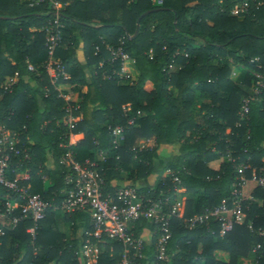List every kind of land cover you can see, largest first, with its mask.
<instances>
[{
	"label": "trees",
	"instance_id": "1",
	"mask_svg": "<svg viewBox=\"0 0 264 264\" xmlns=\"http://www.w3.org/2000/svg\"><path fill=\"white\" fill-rule=\"evenodd\" d=\"M57 1L61 35L53 63L60 62L66 76L52 84L44 68V27L56 8L48 0H0V125L18 138L23 151L11 157V168H27L31 191L58 206L69 170L65 152L82 162L96 160L102 150L107 155L99 162L103 192L122 186L151 189L154 195L160 189L174 194V185L184 189L174 195L181 217L171 218L168 264H243L245 258L248 264H264V236L257 233L264 227V188L255 186L250 198L240 200L244 220L224 235L210 232L217 228L214 220L193 228L182 220L229 197L239 165L249 166L247 177L264 174V83L253 91L254 72L264 66V4L246 0L248 11L233 14L245 0ZM140 15L139 30L130 37ZM120 39L129 55L128 75L105 78L102 72L111 69L106 45ZM70 93L76 94L72 101L64 98ZM245 96L251 101L242 116ZM115 123L124 125V141L112 148L107 125ZM72 133L83 137L71 142ZM138 138H152L154 145L140 147ZM165 146L172 147L171 158L151 184L138 185L154 174ZM47 153L52 169L45 165ZM8 194L0 185V213ZM53 212L52 206L47 209L33 240L26 230L30 218L12 227L0 223V264H87L79 252L88 212L62 211L73 223L68 238L54 226ZM9 214L19 215V207ZM146 229L153 236L140 261L152 264L155 225L139 217L129 226L143 239ZM121 250L120 242L105 239L90 264H118Z\"/></svg>",
	"mask_w": 264,
	"mask_h": 264
},
{
	"label": "built area",
	"instance_id": "2",
	"mask_svg": "<svg viewBox=\"0 0 264 264\" xmlns=\"http://www.w3.org/2000/svg\"><path fill=\"white\" fill-rule=\"evenodd\" d=\"M56 8L55 16L47 22L44 27L46 30L45 48L47 59L44 62V68L48 74L50 82L54 84L60 77H65L64 66L60 63H53V54L60 41V27L58 14V1L48 0ZM161 2V0H155ZM264 4V0H257L256 5ZM249 2L243 1L232 8L233 14L244 13L248 11ZM110 56L108 58L111 69L104 70L102 76L111 78L118 75L126 78L125 63L129 58L124 48L123 39L115 45H106ZM96 49L98 47L96 46ZM103 62H100L102 65ZM118 63V67H116ZM116 64V65H115ZM32 69V65L28 66ZM262 72L255 71L256 77L254 93H257L258 87L264 83V66ZM3 86L7 89V86ZM251 96L243 97L241 101L240 114L246 116L248 113ZM126 111V109L124 108ZM67 124L69 127L74 125V117L67 108ZM133 118L127 119V124H132ZM124 125L115 123L108 124L107 130L111 135L112 148L119 147L124 141ZM18 138L11 134L6 128L0 125V185L8 192V199L4 201L5 212L1 213L6 218L2 225L14 226L18 220L30 218L32 225L26 230L35 238L36 231L49 207L60 209L63 212L71 213L74 211H86L89 214V228L82 232V242L80 246V256L87 264L96 261L99 253V243L105 239L118 241L122 244L118 264H142L141 259L144 257L145 240L142 237H135L129 231L130 223L139 217H144L156 227V239L154 243V257L152 264H168L172 253L169 251L168 241L172 234L171 218L181 217V208L177 199L174 197L179 187L174 185V194L169 190L160 189L157 195L153 190L148 189L140 192L135 186H122L116 188L113 192H103V169L99 162H104L107 155L104 151H97V159L91 160L86 158L82 162L74 159L71 151L65 152L63 161L69 167L65 175L66 189L63 198L58 206H55L49 200L43 198L38 193L31 191L28 181L29 170H17L11 168V157L18 156L23 151L17 147ZM27 157V155H23ZM230 161L235 158L227 155ZM17 167V166H15ZM249 166L239 165L240 175L236 182L232 184L229 197L222 198L221 201L206 209L203 213L194 214L190 217L182 218L185 227L193 228L198 224L208 225L210 220H214L218 225L217 228H209L212 234L224 235L233 228L235 223H242L245 217L241 210L240 200L250 198L251 193L244 195L243 188L253 181L255 186L264 188V174L247 177L244 172ZM172 180L176 183L178 177L173 175ZM12 198V201L10 200ZM19 207V215H10L9 212ZM251 227V225H249ZM0 233L3 229L0 228ZM257 233L264 236V227H259ZM259 248V244L256 245Z\"/></svg>",
	"mask_w": 264,
	"mask_h": 264
},
{
	"label": "crops",
	"instance_id": "3",
	"mask_svg": "<svg viewBox=\"0 0 264 264\" xmlns=\"http://www.w3.org/2000/svg\"><path fill=\"white\" fill-rule=\"evenodd\" d=\"M79 53L81 54V51H79ZM27 79V77H26ZM149 87V86H148ZM76 94L75 93H70L64 96L65 99H68L70 101L75 99ZM39 104L40 106L42 105V101L39 100ZM200 120V119H199ZM83 137L82 133H72L69 136V141L74 142V141H78ZM136 145L140 146V147H151L154 145V140L152 138H138L136 140ZM161 154L163 155L162 159H161V163H156L155 168H154V174L149 178V179H139L136 181V183L138 185H144V184H151L152 181L154 180V177H156L159 172L160 169L168 162V160L171 158L170 155L172 154V147L171 146H165L162 147L160 149ZM45 165L48 169H52L54 168V160L51 156L50 153L46 154V161H45ZM167 173L166 169L162 170V174ZM126 183V182H125ZM128 183V181H127ZM249 183H251V185L249 186L248 190L246 193H244V195H248L249 193H251L252 189L255 187V183L253 181H250ZM248 183V184H249ZM247 184V185H248ZM246 185V186H247ZM184 189L182 187H179L178 191H183ZM244 192V191H243ZM54 226L59 229L61 232H63L66 236V238L70 237L72 232H71V227H72V222H68L65 219V214L58 208L54 209ZM6 221V218L4 217L3 214L0 213V223H4ZM81 232H82V228H79L77 230V237H81ZM144 240H145V244L146 247L147 245H149L151 243V237L153 236V231L151 229H146L144 231ZM80 258H82L81 256H79ZM249 261L245 258L243 259V264H248Z\"/></svg>",
	"mask_w": 264,
	"mask_h": 264
},
{
	"label": "water",
	"instance_id": "4",
	"mask_svg": "<svg viewBox=\"0 0 264 264\" xmlns=\"http://www.w3.org/2000/svg\"><path fill=\"white\" fill-rule=\"evenodd\" d=\"M142 15L139 16V18L137 19V22H136V29L134 31V33L132 35H130V37H133L137 34L138 30H139V19Z\"/></svg>",
	"mask_w": 264,
	"mask_h": 264
},
{
	"label": "rangeland",
	"instance_id": "5",
	"mask_svg": "<svg viewBox=\"0 0 264 264\" xmlns=\"http://www.w3.org/2000/svg\"><path fill=\"white\" fill-rule=\"evenodd\" d=\"M250 185H251V183H249L246 187L243 188L244 193L247 192V190H248V188H249ZM254 185H255V184H254Z\"/></svg>",
	"mask_w": 264,
	"mask_h": 264
}]
</instances>
